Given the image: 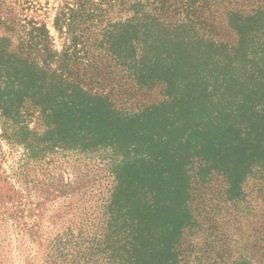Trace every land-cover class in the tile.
Here are the masks:
<instances>
[{"label": "trees", "instance_id": "obj_1", "mask_svg": "<svg viewBox=\"0 0 264 264\" xmlns=\"http://www.w3.org/2000/svg\"><path fill=\"white\" fill-rule=\"evenodd\" d=\"M53 27L60 49L0 0L5 137L44 171L104 152L110 187L98 231L68 225L42 264H264V0H61ZM114 72L164 100L118 108ZM217 177L233 219L218 230L219 205H193Z\"/></svg>", "mask_w": 264, "mask_h": 264}, {"label": "rangeland", "instance_id": "obj_2", "mask_svg": "<svg viewBox=\"0 0 264 264\" xmlns=\"http://www.w3.org/2000/svg\"><path fill=\"white\" fill-rule=\"evenodd\" d=\"M3 1L13 7L17 16L44 22L55 46L60 49L62 39L53 27V18L61 0ZM111 65L115 67L114 62ZM114 67L112 70L119 71ZM108 76L107 82L115 86L112 99L122 110L137 111L164 100L161 85L147 90L136 86L123 73L114 72ZM53 160L50 171L32 164L23 167L26 161L24 149L22 145L7 140L0 118V264H42L47 245L68 225L72 226L75 235L79 228L87 237L98 231L96 218L100 197L110 187L109 155L99 151L87 154L59 151ZM23 173H27L28 180L34 179L38 183L26 185ZM220 185L219 177L210 190L196 183L198 189L193 204L197 206L195 213L201 218L207 212L200 205L202 198L203 204L212 209L219 205L212 210L217 217V230L233 223L231 215H225L232 209L220 202V195L215 194ZM205 190L210 193L204 194ZM210 198L212 200L207 201ZM223 232L227 234V231Z\"/></svg>", "mask_w": 264, "mask_h": 264}]
</instances>
